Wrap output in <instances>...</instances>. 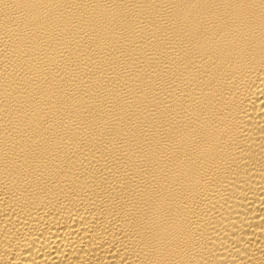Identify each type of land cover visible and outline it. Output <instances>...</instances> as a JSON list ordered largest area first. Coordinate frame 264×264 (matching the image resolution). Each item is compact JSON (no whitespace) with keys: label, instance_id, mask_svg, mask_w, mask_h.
<instances>
[{"label":"bare ground","instance_id":"6f19581e","mask_svg":"<svg viewBox=\"0 0 264 264\" xmlns=\"http://www.w3.org/2000/svg\"><path fill=\"white\" fill-rule=\"evenodd\" d=\"M0 264H264V0H0Z\"/></svg>","mask_w":264,"mask_h":264}]
</instances>
